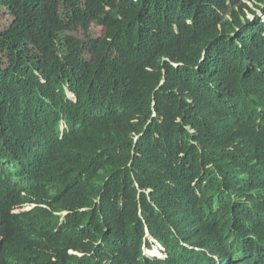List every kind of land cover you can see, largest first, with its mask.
Masks as SVG:
<instances>
[{
	"label": "trees",
	"instance_id": "16d2710c",
	"mask_svg": "<svg viewBox=\"0 0 264 264\" xmlns=\"http://www.w3.org/2000/svg\"><path fill=\"white\" fill-rule=\"evenodd\" d=\"M250 1L0 0V264H264Z\"/></svg>",
	"mask_w": 264,
	"mask_h": 264
},
{
	"label": "rangeland",
	"instance_id": "374dc122",
	"mask_svg": "<svg viewBox=\"0 0 264 264\" xmlns=\"http://www.w3.org/2000/svg\"><path fill=\"white\" fill-rule=\"evenodd\" d=\"M243 1L247 2L252 8H255L253 3L250 0H243ZM246 13H248V16H251L249 11H247ZM258 13L262 15V12L260 10H258ZM11 19H12L11 14H9L4 7H1L0 8V30L4 29L9 24ZM67 34H68V32H62L60 34L59 44H60V47L62 50L65 49V47H64L65 41L64 40H65V37ZM27 208H29V206H24L22 208H18L17 211L21 210V209H27ZM146 252H147V250H146Z\"/></svg>",
	"mask_w": 264,
	"mask_h": 264
},
{
	"label": "clouds",
	"instance_id": "9594fccd",
	"mask_svg": "<svg viewBox=\"0 0 264 264\" xmlns=\"http://www.w3.org/2000/svg\"><path fill=\"white\" fill-rule=\"evenodd\" d=\"M147 250V249H146Z\"/></svg>",
	"mask_w": 264,
	"mask_h": 264
}]
</instances>
